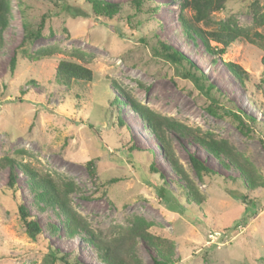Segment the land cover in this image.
<instances>
[{
	"label": "rangeland",
	"instance_id": "rangeland-1",
	"mask_svg": "<svg viewBox=\"0 0 264 264\" xmlns=\"http://www.w3.org/2000/svg\"><path fill=\"white\" fill-rule=\"evenodd\" d=\"M109 1L121 5L111 19L93 14L84 0L66 3L85 15H72L57 0H7L0 37V264H67L60 256L69 264H109L94 242L68 233L60 210L34 199L20 167L13 168L17 189L13 193L7 187L12 159L60 178L69 205L96 239L124 235L128 264H153L159 252L155 241L164 245L168 264H264V23L254 22L255 13H264V0H227L212 13L214 20L233 17L239 27L262 35L236 41L217 55L200 37L185 34L181 12L190 11L183 9V0H144L140 12H134L130 0ZM41 16L42 34L20 47L23 18L34 29ZM155 35L192 63L221 104L255 120L248 134L220 109L218 115L206 110L209 98L152 52ZM40 48L55 52L35 61L27 58ZM14 53L17 65L10 71ZM60 60L87 66L92 80L73 86L56 82ZM227 62L240 65L249 80L239 82ZM115 97L120 101L114 102ZM136 104L227 143L260 184L248 189L233 165L223 167L192 138L168 131L182 177ZM190 154L215 174L198 178ZM187 179L199 201L180 187ZM234 195L247 198L244 202ZM19 202L42 229L35 239L18 216Z\"/></svg>",
	"mask_w": 264,
	"mask_h": 264
},
{
	"label": "trees",
	"instance_id": "trees-1",
	"mask_svg": "<svg viewBox=\"0 0 264 264\" xmlns=\"http://www.w3.org/2000/svg\"><path fill=\"white\" fill-rule=\"evenodd\" d=\"M61 1V8L70 12L72 15H85L86 12L79 9L78 7H72L66 3L67 0H57ZM227 0H183L181 1L183 9H189L190 14L185 11L181 12V23L185 30V34L193 39L196 35L200 37L201 42L205 48L213 55L222 54L225 49L230 45L239 42L242 39H251L253 35L256 37L262 36L259 32H251L248 28H241L237 25L233 17H228L227 19L214 20L212 18V13L222 9ZM88 4L96 16L111 19L112 16L118 14L121 11V5L118 2H113L109 0H84ZM144 0H130V4L134 9V12L144 11L142 7ZM155 7H149L146 10H154ZM9 10L7 0H0V37L4 27L7 24V12ZM254 22L256 24L264 23V13L254 14ZM128 18V16H126ZM260 19V21H258ZM45 17L41 16L39 23L36 28H32L28 21L23 18V35L20 41V47L27 41L32 40L42 34V27L44 25ZM155 46H152V52L157 56L162 57L165 61L173 65L176 74L189 78L195 86L202 91L210 100L209 104L206 106V110L211 114L218 115L217 110L220 109L222 113L230 116L236 123L237 127L241 132L248 134L250 131L249 123L255 122V120L250 116H244L238 110L233 111L231 108L221 104V99L219 96L213 94V85L206 83L203 75L196 72L192 63L182 54H180L176 49L172 48L169 44L161 41L157 35H155ZM264 39V36H262ZM143 41V38H140ZM252 40V39H251ZM144 42V41H143ZM213 42V43H212ZM55 50L52 48H40L35 51V53L27 58L30 60L40 59L42 56L54 53ZM17 65V58L15 53L10 57L9 69L14 71ZM227 67L230 72L238 79L239 82L245 84L249 80V73L246 72L240 65L234 62H227ZM262 65L264 67V57L262 58ZM54 78L58 83H64L68 86H73V84H82V82H89L93 78L92 70L87 66L71 61L60 60L54 69ZM262 83L264 84V77L262 78ZM114 102L120 101L118 98L113 99ZM220 102V103H219ZM135 110L139 112L141 117L146 121L147 126L150 131L159 141L163 149L166 150V155L170 158L171 162L174 164L175 172L180 174L182 177L185 176L183 170L178 167L173 155V150L170 143L167 140V132L173 131L181 136H188L192 138L196 143L202 145L205 150H207L213 158H216L220 164L229 168L233 165L239 170L241 175L245 180H247L246 187L248 189H254L260 183L255 178V175L251 174L249 170L243 165L242 159L239 154L235 153L233 148L227 143L216 142L201 133L199 130H194L193 128L181 123L180 121L170 119L167 116L161 115L157 112L152 111L146 106L135 105ZM120 126H122V121H118ZM189 161L192 168L194 169L198 178L202 179L204 175L215 174V170L205 165L203 161L193 156L189 155ZM10 162V163H9ZM7 164L10 166V171L8 173L7 187L14 193L17 189L15 183V172L13 168L15 166L20 167V170L27 176L29 180V185L31 190L34 191V199L41 203L42 206H50L52 208L60 210L65 219L64 223L69 230L70 235L82 234V238L88 242H94L95 247L99 250V255L101 258L109 264H128L125 257L128 256L127 248L129 246L128 241L125 240L124 235L109 238L105 241L101 239H96L94 234L91 233L87 228V223L85 219L79 215L68 203L64 185L60 178L53 176L48 172H41L31 167L29 164L17 161L9 160ZM87 169L91 175L95 173L93 168V162L88 161ZM151 170H154L151 166ZM230 180H235L234 176H228ZM186 196H190L192 200H197L198 191L190 184L187 179L186 185L180 186ZM158 193L163 196V187L158 188ZM236 199H242L245 202V195H234ZM199 201V200H197ZM185 208L183 211L185 212ZM187 211V210H186ZM17 213L23 223L25 231L31 238H37L42 233V229L36 219L31 215L29 210L21 202L17 204ZM49 228L52 232L57 231L58 226L55 223H49ZM142 237L147 241L150 238ZM128 240V239H127ZM154 248H158L159 252L152 256L153 264H168L166 256L162 248L164 245L159 241L153 242ZM160 248V249H159ZM52 250V249H51ZM56 253V250H52V254ZM52 258H55L53 256ZM58 259L66 262L68 261L64 256H60ZM52 264V263H51ZM76 264V263H75Z\"/></svg>",
	"mask_w": 264,
	"mask_h": 264
}]
</instances>
